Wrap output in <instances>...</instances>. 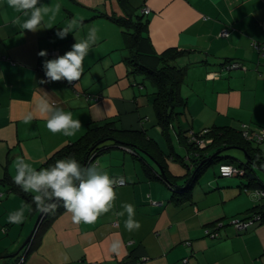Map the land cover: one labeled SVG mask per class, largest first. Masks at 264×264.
I'll use <instances>...</instances> for the list:
<instances>
[{"label": "crops", "instance_id": "crops-1", "mask_svg": "<svg viewBox=\"0 0 264 264\" xmlns=\"http://www.w3.org/2000/svg\"><path fill=\"white\" fill-rule=\"evenodd\" d=\"M40 2L59 3L61 11L51 28L33 33L13 25L18 13L7 0H0V179L7 174L14 180L18 157L36 170L46 168L45 161L57 149L75 141L88 126L108 119L116 120L123 130H143L162 152V160L140 148L110 141L93 163L102 165L112 177L124 178L125 183L115 188L112 210L92 224H74L64 210L26 254V246L16 247L15 238L19 239L27 219L20 224L3 220L7 225L3 232L12 244L0 240V264H264V222L243 231L231 224L235 217H247L261 198L247 188V179L234 177L243 175L221 178L218 167L227 162L208 166L188 193L175 192L188 184L190 177L183 176L195 170L183 136L191 141V133L229 127L253 137L264 128V0ZM136 10L144 14L140 34L148 37L140 43L142 50L155 54L176 50L170 63L184 69L180 84L184 104L176 107L177 115L165 132L156 123L155 87L143 75L127 74L125 57L131 47L123 28L109 17L135 18ZM73 18L82 19L80 29L58 38L57 29ZM46 25L47 18L41 27ZM92 27L98 29L99 39L83 61L80 80L40 83L46 80L43 61L62 56L86 38ZM41 50L52 54L40 57ZM233 62L239 66L227 68ZM45 93L50 102L80 120L82 128L75 136L52 134L38 116L28 124L23 122L35 97ZM95 95L100 96L97 101L92 99ZM232 148L245 155L241 147L226 150ZM256 172L260 178L264 174ZM18 196L0 181V224L2 213L11 211L13 204L26 205ZM124 204L133 205L138 230H126L127 214L120 215ZM37 212L28 207L24 216L33 219ZM214 222L220 227L211 238L206 229H214L210 225Z\"/></svg>", "mask_w": 264, "mask_h": 264}, {"label": "trees", "instance_id": "trees-1", "mask_svg": "<svg viewBox=\"0 0 264 264\" xmlns=\"http://www.w3.org/2000/svg\"><path fill=\"white\" fill-rule=\"evenodd\" d=\"M122 1L127 2V0ZM143 16V13L137 14L135 15V19L129 15H109L114 22L118 23L123 28L126 43L131 47L130 54L125 57L128 66L127 74L143 75V79L148 80L155 87L153 106L156 123L159 124L162 131L165 132L173 117L177 115L176 107L184 104V100L180 95V84L184 75V69L170 63V60L176 52H178L176 50L167 49L162 54H155L153 51L147 52L142 50V46H140L141 41H148V37H144L140 34L145 26V22L142 21ZM194 135L203 140L209 138L211 142L208 144L205 142L203 146H200L194 141H188L187 137L183 136L181 138L185 148L191 153L190 158L195 170L183 176L190 177L188 179V184L183 189L179 188L175 192L180 194L179 191L183 190L181 193H188L193 183L211 164L221 161L231 163L242 168L243 174L241 175L248 181L246 183L247 188L262 192V195H259L261 198L260 202L251 208V211L248 213L249 215L244 219H249L257 215L258 219L253 220L251 225L263 223L264 182L256 172V170H258L264 173V152L258 145L260 143H255L253 145L252 142L246 139L242 131H237L229 127H212L203 134L194 133ZM110 141L114 145L123 144L140 148L143 152L150 154L158 160H162V152L159 150L156 143L146 136L143 130H123L116 126V120L108 119L103 121L100 125L94 127L88 126L84 133L75 141L69 142L57 149L45 161L44 165L49 167L57 160L71 156L82 165L87 166L92 164L99 154L109 148L108 144ZM227 147L243 148L246 152V160H244V162H239L234 156L226 152ZM207 150H209L208 153L206 152ZM210 151L212 152L210 153ZM176 159L183 161L182 158L177 155ZM160 164L166 172L165 163H161L160 161ZM0 181H2V184L8 186V190L22 197L32 211L36 210V205L32 202L34 194L23 192L7 174H5ZM177 200L181 201L180 198H177ZM58 204L59 206L54 214H42L31 239L25 244V254L35 246V243L38 241L45 228L65 210L62 202H58ZM216 224V222L210 223V225L215 226V228H208L206 232L207 236L214 238L217 235L220 225L216 226ZM210 225L208 224V226ZM19 258L18 256L17 259Z\"/></svg>", "mask_w": 264, "mask_h": 264}, {"label": "clouds", "instance_id": "clouds-1", "mask_svg": "<svg viewBox=\"0 0 264 264\" xmlns=\"http://www.w3.org/2000/svg\"><path fill=\"white\" fill-rule=\"evenodd\" d=\"M7 5L18 15L12 20L13 25H18L23 30L37 32L54 25L61 11V4L45 5L40 0H7ZM26 17V19H21ZM47 18V25L41 27ZM82 19L73 18L66 25L57 29L56 36L64 39L69 33L77 31L82 26ZM98 29H88L86 38L76 41L71 49L55 59L43 61L46 80L40 83L65 80L69 83L79 81L83 72V61L89 55L90 48L99 39ZM46 50L38 52V56L45 57ZM45 120L46 128L52 134L61 133L66 137L75 136L82 128L79 119H74L71 111H65L56 106L44 95L35 97L32 110L22 117L25 124L36 117ZM16 174L14 183L25 193L34 194L32 202L36 209L44 215L54 214L58 202H62L65 210L71 214L74 224H92L97 219L110 212L116 200L117 186L124 183L123 177H112L102 165H82L71 156L57 160L53 165L36 170L23 158H17L14 163ZM121 216L127 214L124 221L126 230L133 231L140 228V223L134 219L133 205H122ZM24 210L12 212L8 222L20 224L24 221Z\"/></svg>", "mask_w": 264, "mask_h": 264}, {"label": "built area", "instance_id": "built-area-1", "mask_svg": "<svg viewBox=\"0 0 264 264\" xmlns=\"http://www.w3.org/2000/svg\"><path fill=\"white\" fill-rule=\"evenodd\" d=\"M142 12L144 14H147L148 13V9L144 8L142 10ZM227 33L226 32H223L222 35H226ZM255 48H258L259 46L257 44H253ZM48 55L52 54L51 52H47ZM239 66V63H236V62H233V63H229L227 65V68H236ZM100 98L99 95H95L92 97V99L94 101H97L98 99ZM207 132V129L202 131L201 134ZM243 135L247 138H251L252 141L256 142V143H261L263 142L264 140V128H259L254 134H253V137L249 136L246 134V132L242 131ZM191 141H194L196 143H198L200 146H203L204 145V140L203 139H200L198 137H196V135H194V133H191ZM94 164V163H92ZM219 169V175L221 177H229L231 175H236V174H242L243 173V170L242 168L240 167H237L231 163H221L218 167ZM125 183V181H124ZM123 183V184H124ZM254 193L256 195H262V192L260 191H254ZM258 219V216L257 215H254L252 218H249V219H237V220H233L231 221V224H233V226L235 227L236 230L240 231V230H245L246 228H248L251 223L253 222V220H256ZM208 231V229H206V232ZM186 259H184L185 261Z\"/></svg>", "mask_w": 264, "mask_h": 264}, {"label": "rangeland", "instance_id": "rangeland-1", "mask_svg": "<svg viewBox=\"0 0 264 264\" xmlns=\"http://www.w3.org/2000/svg\"><path fill=\"white\" fill-rule=\"evenodd\" d=\"M135 14L137 15V14H139V11H135ZM148 82V81H147ZM146 84V83H145ZM148 84V83H147ZM148 85H151L150 83L148 84ZM152 87V86H151ZM208 130V129H207ZM261 148H263V150H264V144H261V146H260ZM228 154H231L232 156H235L236 158H238V160H240L241 162H243L244 160H245V155L243 154V152H240L238 149H236V148H232V149H229V150H227L226 151ZM177 163H179V162H177ZM216 166V163L214 164V166H212L213 168ZM212 167H210L209 168V170L208 171H211L212 172ZM260 176H261V179L263 180V182H264V174H260ZM234 177H237V178H242V179H244V180H246V178L245 177H243V176H234ZM221 178H226V177H221ZM7 195H9V193L7 194ZM18 196V195H17ZM19 198H20V196H18ZM21 200H22V202H23V198L21 197L20 198ZM25 201V200H24ZM28 207H30L28 204H26L24 207L22 206H20V205H16V204H13L12 205V207H11V211L9 210V212L8 213H6V212H4V213H2V232H1V229H0V240H2V241H6V239H7V241H8V243L9 244H12L11 242H12V239H10V237H8V235L6 234V232H5V234H4V230H3V228H5L7 225L4 223L5 221H3V220H6V219H8V216H9V214L10 213H12V212H15V211H17V210H20V209H22L23 208V210H24V215H26V214H28L27 213V210H28ZM2 211H3V209H2ZM38 215V214H37ZM37 215L33 218V219H31V218H25V219H27V223H26V225H25V227H24V229H23V231H22V233H21V235H20V237L18 236V238L19 239H16L15 238V246L17 247V246H21L22 244H23V242L25 241V239L28 237V235L30 234V232H31V230H32V228H33V226H34V224H35V221H36V218H37ZM236 219H234V220H237V219H239L238 217H235ZM231 221H233V220H231ZM1 224H0V227H1ZM11 234V233H10ZM10 236H14V233L13 234H11ZM15 247V248H16Z\"/></svg>", "mask_w": 264, "mask_h": 264}, {"label": "water", "instance_id": "water-1", "mask_svg": "<svg viewBox=\"0 0 264 264\" xmlns=\"http://www.w3.org/2000/svg\"><path fill=\"white\" fill-rule=\"evenodd\" d=\"M240 149H242V150L244 151L243 148H240ZM244 153H245V155H246V152H245V151H244ZM247 157H248V155H247ZM160 172H161L162 176H164V173H163V171H162L161 169H160ZM41 216H42V213L39 212V214H38V216H37V218H36L35 224H34L32 230H31L30 234H29L28 237L25 239V241L23 242V244L21 245V247H23V246H24V245H25V244L31 239V237H32V235H33V233H34V231L36 230V227H37V225H38V222H39Z\"/></svg>", "mask_w": 264, "mask_h": 264}]
</instances>
